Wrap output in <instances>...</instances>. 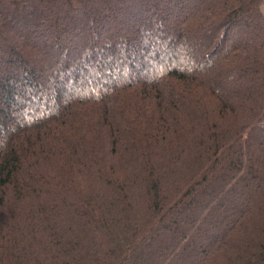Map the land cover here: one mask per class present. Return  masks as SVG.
I'll return each mask as SVG.
<instances>
[{
  "label": "trees",
  "instance_id": "1",
  "mask_svg": "<svg viewBox=\"0 0 264 264\" xmlns=\"http://www.w3.org/2000/svg\"><path fill=\"white\" fill-rule=\"evenodd\" d=\"M0 264H264V0H0Z\"/></svg>",
  "mask_w": 264,
  "mask_h": 264
},
{
  "label": "rangeland",
  "instance_id": "2",
  "mask_svg": "<svg viewBox=\"0 0 264 264\" xmlns=\"http://www.w3.org/2000/svg\"><path fill=\"white\" fill-rule=\"evenodd\" d=\"M134 77H136V76H134ZM47 79V78H46ZM122 79H124V78H122ZM53 79H49V81H52ZM48 82H46V80H43V81H38V82H36L35 83V86H37L38 88H42V89H44L43 91L44 92H49V88H46V84H47ZM46 90V91H45ZM72 94H69L68 96H71ZM251 129L252 128H249L246 132H245V136H247L248 134H249V132L251 131ZM208 200V198H206V197H198V207H200V206H202L203 204H205V203H207L206 201ZM216 233H217V231H216ZM218 234V233H217ZM169 236H172V233L169 235ZM166 241L163 237H160L159 239H158V241H157V245H160L161 243H162V241ZM164 243V242H163ZM198 245V244H197ZM193 250V249H192ZM149 255H147L146 257H144V261H143V263L145 262H147V260L145 261V259L148 257ZM150 257V256H149Z\"/></svg>",
  "mask_w": 264,
  "mask_h": 264
}]
</instances>
